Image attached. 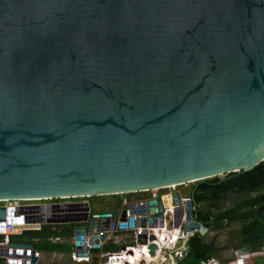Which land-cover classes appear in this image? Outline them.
Segmentation results:
<instances>
[{"label": "water", "instance_id": "water-1", "mask_svg": "<svg viewBox=\"0 0 264 264\" xmlns=\"http://www.w3.org/2000/svg\"><path fill=\"white\" fill-rule=\"evenodd\" d=\"M262 161L264 0H0V198L127 192ZM193 206L190 237L208 232ZM130 209L164 225L162 197ZM89 210L87 200L0 206V233L23 221L74 224L85 256V232L97 247L111 225ZM0 257L38 260L16 241Z\"/></svg>", "mask_w": 264, "mask_h": 264}, {"label": "trees", "instance_id": "trees-1", "mask_svg": "<svg viewBox=\"0 0 264 264\" xmlns=\"http://www.w3.org/2000/svg\"><path fill=\"white\" fill-rule=\"evenodd\" d=\"M190 194L196 206L193 213L200 222L207 226L208 232L204 235L196 232L189 238L188 253L182 264H198L215 256L217 247L210 240L212 237L208 236L209 232L222 230L235 221H240L241 224L246 222L241 227L243 239L239 244L242 248L248 243L264 244V208H262L264 206V161L247 171H228L222 176L217 175L198 180ZM244 194L247 196L235 205L217 211L202 210L198 207V204L202 202L220 203L223 199ZM56 227L42 225L40 230H27L21 234H5L1 238L9 242L31 243L37 250L65 251L67 250L66 244L59 241L52 242L54 240L47 238L58 235L70 236L72 227L70 224L61 230Z\"/></svg>", "mask_w": 264, "mask_h": 264}, {"label": "built area", "instance_id": "built-area-1", "mask_svg": "<svg viewBox=\"0 0 264 264\" xmlns=\"http://www.w3.org/2000/svg\"><path fill=\"white\" fill-rule=\"evenodd\" d=\"M178 185H174L172 187H176ZM165 186H156L150 188H144L139 190H131L127 192H116V193H108L107 195H118L121 194L120 197H123V201L121 205H123L125 211V217H123V211L119 212V215H116L114 221L111 223L108 231H110V238L114 242L122 241L124 236H130L133 238V243L126 246L125 249H120L117 251H108L103 254V260L99 262V264H126L128 261L135 262L136 260H141L143 258L149 260H156L157 256H161V262L167 263L169 262V258L171 253L173 252L175 258L183 260L189 249V234L185 231V221H186V211L181 205L176 204L173 200V192L171 194V200L169 203H165L164 200V225L160 226V220L157 222V226H149L148 218L151 217L149 213L135 214L131 213L130 204L135 200H144V199H152L157 196L162 197L161 191L166 188ZM138 195L139 198H134L133 195ZM106 194H95L90 196L83 195H74V196H65V197H40L36 199H25V198H0V206H18L22 204H28L29 202L35 203H54V202H65V201H73L77 198H83V200H88V198L92 196H102ZM185 202L191 200V195H182ZM163 199V197H162ZM117 201H121L117 199ZM74 202V201H73ZM181 208V209H180ZM88 219L92 216L93 213H90V210L87 211ZM102 213L94 214V217H100ZM110 214V213H109ZM111 216V215H110ZM131 218H134L135 225L132 224ZM139 219H145L147 226H138L136 222ZM43 224L38 222H20V223H7V231L5 233H0V246L8 245V240H3L1 238L2 235L5 234H21L27 230H39L41 229ZM147 229L148 236L146 238V243H139L141 236L144 234V230ZM125 231V235L122 236L119 232ZM154 234L156 236L153 239L158 245V249L156 250V256H152L150 254L149 245L151 243L150 237ZM86 232L84 237L86 236ZM74 236L70 238V242H72L70 257L75 262L81 261H90V251L92 246L88 244L87 255H76L74 243ZM54 241H60L61 238L56 236L55 238H50ZM188 239V240H187ZM187 240V241H186ZM165 241V242H164ZM103 241H100L98 244V248L102 247ZM132 251V252H131ZM172 251V252H171ZM37 254V251H36ZM38 255V254H37ZM163 257V259H162ZM147 263V262H146ZM198 264H211V261L207 262H199Z\"/></svg>", "mask_w": 264, "mask_h": 264}, {"label": "rangeland", "instance_id": "rangeland-1", "mask_svg": "<svg viewBox=\"0 0 264 264\" xmlns=\"http://www.w3.org/2000/svg\"><path fill=\"white\" fill-rule=\"evenodd\" d=\"M222 176V175H220ZM212 178V177H210ZM207 179V178H205ZM200 180V179H199ZM201 180H204L201 179ZM197 183V180L195 181H185L184 183H181L180 185L176 187H172L174 185L165 186V187H172V188H166L161 191L163 200L165 203H167L169 200H171V194L174 191H179L181 194L185 195H191V191L193 189V186ZM173 195V194H172ZM121 194L118 195H102V196H92L88 198L90 210L93 212L104 211L109 210L113 211V208H118V213L123 211L124 207L121 206V203L123 201V197H120ZM134 198H139V196L133 195ZM247 195H238V196H231L229 198H226L225 200H222L220 203H214V202H202L198 204V207L202 210L211 209L213 211H217L219 209H222L227 206V204H231V206L235 205L240 199H244ZM159 197V196H158ZM157 197V198H158ZM117 199H120L121 201H117ZM155 199V198H152ZM83 198H77L73 201H82ZM35 202H29L28 204H33ZM216 204V206H214ZM195 205V204H194ZM220 205V206H219ZM182 208L183 205H181ZM246 222L242 223L240 221H235L233 223H229L227 227L223 228L222 230H215L211 232V235H208L209 237H215V234L217 236L216 241H214V245L217 247V251L215 254V258L221 262V264H227V262H237L239 264H264V244H255L248 243L246 246H248V249L245 250L242 248V246L239 244L240 241L243 239V234L241 232V227ZM53 228H55L53 226ZM57 229V228H56ZM56 236H53L52 238H55ZM213 241V239H210ZM253 245V246H251ZM256 251L255 254H249L250 251ZM98 258L99 255H97ZM50 258V262L52 261L53 264H66L67 258L65 255L62 254H54L50 255L48 257V260ZM0 264H6V260L3 257H0ZM167 264V263H166ZM218 264V263H215Z\"/></svg>", "mask_w": 264, "mask_h": 264}, {"label": "crops", "instance_id": "crops-1", "mask_svg": "<svg viewBox=\"0 0 264 264\" xmlns=\"http://www.w3.org/2000/svg\"><path fill=\"white\" fill-rule=\"evenodd\" d=\"M87 201H89V200H87ZM117 209L118 208L114 207L113 211L104 210V211H100V213H102V214L113 213V214L119 215ZM90 213H93V217H94V214H99L98 212H93L91 210H90ZM114 218H115V216L114 217L113 216H107V217H101L100 216V217H94V221L96 223L104 224L106 220H109L110 223H112L114 221ZM116 218H117V216H116ZM43 225H52L54 227H56L58 225V227H56V228L61 230V229H63L64 226L69 225V224L60 223V224H43ZM70 226L72 227V232H71L70 236H59L58 235V237L61 238V240L59 242H62L64 244H66L67 245V250H65V251H46V250H42V249H40V250L36 249L37 254H38V260H37L36 264H53L52 261L50 262V258L48 260V257L50 255H54V254L65 255L66 258H67L66 264H99V262H101L103 260V258H104V257H102L103 254H105L106 252H108V251H117V250H120V249H125L126 246H128V245H130L131 243L134 242L132 237L124 236L125 235V231L124 232H122V231L119 232L120 235L124 236L122 241L114 242L109 236L110 231H108V226H109L108 225L107 227H103L105 230H100L101 234L107 233V237L102 240L103 241L102 247H100V248L92 247V249L90 251V261L75 262L70 257V253H71V248L70 247H72V245H73L72 242H70V238L73 235V230H74L75 225L74 224H70ZM86 234H87V231H86ZM147 236H148V233L146 234V237ZM50 238H52V237H48L47 239H50ZM52 242H56V241H52ZM85 242L88 243L87 235L85 236ZM97 255H99L100 258H98ZM162 259H163V257H162ZM147 261H148V259H147ZM182 261L183 260L178 259L177 260V264H182ZM127 263H130V264H141V260H136L135 262L128 261ZM160 263L161 264H166V263L161 262V259H160ZM157 264H159V263H157ZM167 264H170V262H167Z\"/></svg>", "mask_w": 264, "mask_h": 264}, {"label": "bare ground", "instance_id": "bare-ground-1", "mask_svg": "<svg viewBox=\"0 0 264 264\" xmlns=\"http://www.w3.org/2000/svg\"><path fill=\"white\" fill-rule=\"evenodd\" d=\"M226 173V172H225ZM225 173H220L219 175H222V174H225ZM206 177H214V175L212 176V175H209V176H197V177H193V178H190V179H188V180H186V178H185V180L186 181H195V180H199V179H203V178H206ZM185 180H174V182H166V183H169V184H163V186H170V185H178V184H181V183H184L185 182ZM158 197V196H157ZM156 197V198H157ZM26 199H30V198H32V199H36V197H25ZM45 198H49V197H45ZM182 199H183V196H182ZM184 200V199H183ZM189 201H191V200H189ZM189 201H187V202H189ZM187 202H185V200L183 201V203L182 204H179V205H183V207H184V209H185V211H186V204H187ZM194 207V206H193ZM165 242V241H164ZM173 264H176L175 262L173 263ZM212 264H214L213 262H212Z\"/></svg>", "mask_w": 264, "mask_h": 264}, {"label": "clouds", "instance_id": "clouds-1", "mask_svg": "<svg viewBox=\"0 0 264 264\" xmlns=\"http://www.w3.org/2000/svg\"><path fill=\"white\" fill-rule=\"evenodd\" d=\"M198 181V180H197ZM178 185H180V184H178ZM175 192H177V191H174L173 192V194L175 193ZM178 193H180L179 191H178ZM181 194V193H180ZM181 195H183V194H181ZM185 195V194H184ZM193 201V200H192ZM193 205H194V202H193ZM195 208H196V206L194 205V210H195ZM194 212V211H193ZM152 216V215H151ZM213 232V231H212ZM210 233L211 232H209V234L208 235H210ZM247 245V244H246ZM244 246L245 248V250H247L248 249V246ZM255 252H258V250H256V251H250L249 252V254L251 255V254H255ZM173 253V252H172ZM143 259H145V262H147L146 264H148L149 262H151V261H153V260H150L149 262L147 261V259L146 258H143ZM208 260H210L211 261V264H212V262L215 264V263H218V264H221V262L220 261H218L216 258H215V256H212L211 258H209ZM207 260V261H208ZM207 261H204V263L205 262H207ZM229 263H233V262H227V264H229ZM159 264H161L160 262H159Z\"/></svg>", "mask_w": 264, "mask_h": 264}, {"label": "flooded vegetation", "instance_id": "flooded-vegetation-1", "mask_svg": "<svg viewBox=\"0 0 264 264\" xmlns=\"http://www.w3.org/2000/svg\"><path fill=\"white\" fill-rule=\"evenodd\" d=\"M138 200V199H137ZM223 200H225V199H223ZM136 201V200H135ZM170 201V200H169ZM169 201L167 202V203H169ZM214 206H216V204H214ZM220 206V205H219ZM229 206H231V204H227V206L226 207H229ZM262 208H264V206L262 207ZM198 220V219H197ZM199 221V220H198ZM211 235V234H210ZM216 238H217V236H216V234H215V237H213L212 236V239H213V243H214V241H216ZM177 259V258H176ZM178 260V259H177Z\"/></svg>", "mask_w": 264, "mask_h": 264}]
</instances>
